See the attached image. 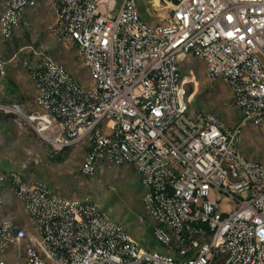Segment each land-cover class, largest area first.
Listing matches in <instances>:
<instances>
[{"label": "built area", "instance_id": "obj_1", "mask_svg": "<svg viewBox=\"0 0 264 264\" xmlns=\"http://www.w3.org/2000/svg\"><path fill=\"white\" fill-rule=\"evenodd\" d=\"M38 1L0 0V34L12 37ZM46 1L51 32L76 45L92 83L33 50L21 63L41 112L4 102L0 111L23 114L57 149L84 145L85 175L101 162L130 165L164 251L139 246L96 203L9 170L0 171V264H12L15 247L20 264H264V163L239 147L245 122L264 134V0ZM143 7L167 13L151 22ZM188 57L203 61L206 80L226 81L238 125L191 109ZM4 194L27 219L13 204L4 210Z\"/></svg>", "mask_w": 264, "mask_h": 264}, {"label": "rangeland", "instance_id": "obj_2", "mask_svg": "<svg viewBox=\"0 0 264 264\" xmlns=\"http://www.w3.org/2000/svg\"><path fill=\"white\" fill-rule=\"evenodd\" d=\"M146 7L142 8V13L148 15L151 22L160 21L159 18L167 13L166 10ZM28 9L30 15L21 17L12 37L4 38L0 34V58L5 61V73L0 74V102L17 105L24 115L41 112L33 84L21 63L28 53L33 55V50L41 51L46 57L66 66L82 83H92L76 45L62 42L51 32V9L40 2ZM14 54L16 56L12 59ZM181 67L191 77L188 90L193 111L212 112L231 128L240 123L242 113L233 104L229 86L223 78L206 80L204 63L198 58L188 57L181 62ZM23 114L0 111V171L13 170L29 179L51 181L54 190L65 197L86 198L124 225L139 246L164 251L150 231L152 219L142 204L144 187L131 166L101 162L94 173L85 175L79 171L83 158L80 152L84 151L82 144L68 146L67 150L55 148L24 121ZM241 127V152L264 163V134L249 122ZM66 152L70 159L64 161ZM12 204L17 206L14 215L28 218L19 202L11 195L3 196L4 210L9 212ZM225 205L232 209L234 202L228 200ZM17 253L15 247L5 259L12 264H20Z\"/></svg>", "mask_w": 264, "mask_h": 264}, {"label": "crops", "instance_id": "obj_3", "mask_svg": "<svg viewBox=\"0 0 264 264\" xmlns=\"http://www.w3.org/2000/svg\"><path fill=\"white\" fill-rule=\"evenodd\" d=\"M38 2H40V3H42V5L43 6H48L49 8H50V5H49V2L48 1H46V0H39ZM51 9V8H50ZM29 9H27L26 11H25V13L23 14V15H25V16H27L28 17V15H30V11H28ZM22 15V16H23ZM21 22V21H20ZM33 144V143H32ZM64 148H66V147H64ZM81 148H83V152H80V153H82L83 154V157H84V155H85V153H86V147L83 145V146H81ZM28 149V148H27ZM63 149V148H62ZM80 149V148H79ZM78 149V150H79ZM66 150H67V148H66ZM29 151V150H28ZM64 155V161H67V159L69 160L70 159V157H69V155L67 154V152L65 153V154H63ZM83 159V158H82ZM82 161V160H81ZM81 163V162H80ZM130 166V165H129ZM35 168V167H34ZM67 168V167H66ZM65 168V169H66ZM79 168H80V164H79ZM65 169H63V170H65ZM61 171H62V169H61ZM25 176V175H24ZM25 177H27V176H25ZM27 178H29V177H27ZM51 179L53 180V178H52V176H51ZM37 180V179H36ZM38 180H42V179H38ZM44 180V179H43ZM45 181V180H44ZM46 182H48L50 185H52V183H51V181L49 182V181H46ZM54 187V186H53ZM6 194H4V196H5ZM151 231V230H150Z\"/></svg>", "mask_w": 264, "mask_h": 264}, {"label": "trees", "instance_id": "obj_4", "mask_svg": "<svg viewBox=\"0 0 264 264\" xmlns=\"http://www.w3.org/2000/svg\"><path fill=\"white\" fill-rule=\"evenodd\" d=\"M30 55V53H28Z\"/></svg>", "mask_w": 264, "mask_h": 264}, {"label": "bare ground", "instance_id": "obj_5", "mask_svg": "<svg viewBox=\"0 0 264 264\" xmlns=\"http://www.w3.org/2000/svg\"><path fill=\"white\" fill-rule=\"evenodd\" d=\"M157 1V0H156Z\"/></svg>", "mask_w": 264, "mask_h": 264}]
</instances>
